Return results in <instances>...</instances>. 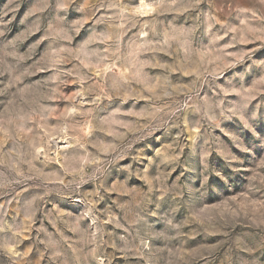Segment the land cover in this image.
I'll use <instances>...</instances> for the list:
<instances>
[{
	"label": "clouds",
	"instance_id": "9594fccd",
	"mask_svg": "<svg viewBox=\"0 0 264 264\" xmlns=\"http://www.w3.org/2000/svg\"><path fill=\"white\" fill-rule=\"evenodd\" d=\"M0 264H264V0H0Z\"/></svg>",
	"mask_w": 264,
	"mask_h": 264
}]
</instances>
